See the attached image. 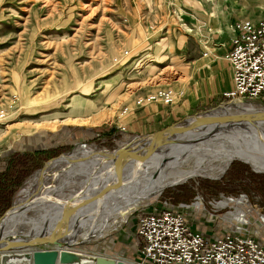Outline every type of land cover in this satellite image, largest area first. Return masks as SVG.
I'll list each match as a JSON object with an SVG mask.
<instances>
[{"label": "rangeland", "instance_id": "1", "mask_svg": "<svg viewBox=\"0 0 264 264\" xmlns=\"http://www.w3.org/2000/svg\"><path fill=\"white\" fill-rule=\"evenodd\" d=\"M259 18H264V0H0V168L10 157L43 151L11 201L20 197L44 162L73 153L80 144L109 151L164 128L166 109L179 106L176 98L191 91L197 71L229 41L226 27ZM170 88L175 95L170 104L147 98ZM230 102L257 105L223 98L209 105L198 103L186 114ZM178 117L175 121L184 116ZM192 163L186 161L182 167L192 169ZM43 176L56 182L49 173ZM241 195L244 205L213 204ZM196 196L202 198L205 211L183 208L192 230L196 224L209 225L214 236L229 232L238 225L233 218L241 210L243 231L263 238L259 217L264 215V172L234 159L218 178L190 176L138 196L140 203L122 215L99 217L94 225L101 219L108 221L106 227L70 249L135 264L139 256L134 226L139 215L162 206L192 204ZM28 216V221L34 219L31 212ZM87 229L81 228L79 236L92 234Z\"/></svg>", "mask_w": 264, "mask_h": 264}, {"label": "bare ground", "instance_id": "2", "mask_svg": "<svg viewBox=\"0 0 264 264\" xmlns=\"http://www.w3.org/2000/svg\"><path fill=\"white\" fill-rule=\"evenodd\" d=\"M166 91L170 92V96L173 100L175 97L173 90L170 88ZM156 92L160 94L163 93V90L158 89ZM156 92L147 95V98L152 97ZM138 102L139 101H137V103ZM256 108V106L250 103L228 104L224 106L223 110L227 112H243L256 110ZM2 117L3 111L0 109V119ZM196 136H200V133H197ZM180 138L183 137L181 136ZM85 146L77 148L73 153L61 155L46 162L45 166L55 161L28 180L27 185L22 188L21 192L23 202H21L19 208L15 210L14 201H12L9 212L1 220V226L6 230H13L15 232L19 231L20 228L18 227L21 224H25L28 227L30 225L34 226L41 221L40 219L44 215L55 213L57 210L56 207L61 206L62 202L66 199L65 196L68 195L63 193V190L80 188L87 180H90L93 182L91 193H94L105 186L106 182H114L116 178L112 174L114 171L112 160L109 158L110 150H92ZM234 159L247 163L254 171L264 172V140L261 141L260 138L253 134L251 138L243 139L242 142H234V145L231 146L225 143L216 145L198 144L193 146H167L154 157H151L148 162L144 164L143 168L140 169L138 166H135V164H131L132 171L136 174L132 176V183L130 182L127 187H121L108 194L106 199L103 202L101 201L100 204L88 207V212L90 211L92 214L96 213L101 219H104L103 217L114 210L115 206L118 205L114 210L115 212L109 215V218L119 214L122 215L133 206L140 203L141 198L138 196L151 193L156 188H158L156 189V191H158L166 185L183 181L194 175L218 178ZM186 161H193L192 165L194 167L192 169L189 167L183 168L182 164H186ZM204 164L208 166L205 168L203 167ZM92 171H95V173L91 174ZM43 172L49 173L51 179H55L56 182H47L45 180L46 177L43 176ZM154 172L156 176H154ZM137 173L139 175H137ZM213 174L216 175L214 176ZM178 175H182V177L172 182ZM102 177L104 178L101 179ZM91 193H86L85 196ZM245 199V196H241L239 199L229 198L217 202L216 205L219 203L220 205L218 206H224L229 203L239 205L240 203L237 201L246 202ZM123 202H126V204L120 206V203ZM48 204H50L49 208H47ZM28 212H31L34 216L32 221H28L30 218ZM78 216L79 214H75V216L72 215L70 218L68 217L67 220H63L62 224H66L67 227H70L76 220V231L84 227L88 228L87 231L90 230V232L93 233L97 232L99 228L106 227L108 222L102 223L100 219V222L96 223L95 225L97 226L95 227L93 223L95 219L88 225L85 223L91 218L90 216L83 215L80 218ZM242 216L243 214H241V210H239L236 211L233 219L242 222L244 221ZM51 224L52 222L47 223L49 226H51ZM90 234L91 233L87 234V232H85L80 235L81 240L86 239ZM47 247L49 246L44 248ZM73 252L82 256L79 260V264H89L86 253L82 251ZM17 264L28 263L26 260H21Z\"/></svg>", "mask_w": 264, "mask_h": 264}, {"label": "water", "instance_id": "3", "mask_svg": "<svg viewBox=\"0 0 264 264\" xmlns=\"http://www.w3.org/2000/svg\"><path fill=\"white\" fill-rule=\"evenodd\" d=\"M231 103L234 102L229 104ZM256 104L254 105L257 107L256 110L243 112L224 111V105L199 110L160 130L135 136L124 142L117 148L110 150L109 153L114 171L112 174L116 178L114 182H106L105 186L94 193H91L93 182L90 180H87L80 188L69 191L63 190L68 195L65 196L66 199L61 206L56 207V212L51 215L49 213L44 215L39 223L35 222L34 226L30 225L26 230L15 232L6 230L1 226V220L11 208V201L9 206L0 214V264H17L21 260H26L28 264H79L82 256L73 252L70 247L84 240H81L79 236L80 230L76 231V220L70 227L62 224L63 220H67L68 217L75 216V214H79V218L85 215L99 220L100 216L88 212V207L100 204L108 194L121 187H127L133 181L132 176L136 175L132 171L131 164H135L141 169L151 157H154L167 146L216 145L219 143L231 146L234 145V142H242L243 139L251 138L253 134L261 141L264 140V105ZM197 133H200V136H196ZM80 145L83 146V144ZM46 162L40 168V172L43 171ZM137 175L139 174L137 173ZM154 176H156L155 172ZM89 192L91 194L85 196ZM124 204L126 202L120 203V206H124ZM114 210L107 213L103 217L104 220H107L109 215L115 212ZM50 222H52L51 226L47 225ZM46 246L49 247L44 248ZM87 259L89 264H130L125 260L99 254L87 256Z\"/></svg>", "mask_w": 264, "mask_h": 264}, {"label": "built area", "instance_id": "4", "mask_svg": "<svg viewBox=\"0 0 264 264\" xmlns=\"http://www.w3.org/2000/svg\"><path fill=\"white\" fill-rule=\"evenodd\" d=\"M233 30L225 54L232 87L222 97L264 105V18L236 21ZM156 97L162 104L172 103L169 91L149 99L156 101ZM216 203L213 202L215 206ZM183 208L205 211L202 198L196 196L192 204L162 206L139 215L134 226L139 256L135 264H264V236L258 239L243 231V216L244 221H236L238 225L231 231L208 238L190 228L187 210ZM259 219L264 222V215Z\"/></svg>", "mask_w": 264, "mask_h": 264}, {"label": "crops", "instance_id": "5", "mask_svg": "<svg viewBox=\"0 0 264 264\" xmlns=\"http://www.w3.org/2000/svg\"><path fill=\"white\" fill-rule=\"evenodd\" d=\"M214 18H216L215 21L217 22V24H219L220 18H218V16L216 15H214ZM223 24L225 26L227 23ZM217 26L218 25H216V27ZM229 27L227 26L225 30L226 34L229 37V41L227 43H223L221 46H218L215 51L211 54V57L208 58V61L202 65L204 67L197 71L193 83L190 85L192 86V88H190L189 86V91L190 89L191 91L188 93L186 92L185 95H183L182 97L179 96V98H176L175 102L179 101L180 103L177 108L172 107L171 110L166 109L167 114L165 115V117L162 116L164 117L163 120H167V123L163 125L164 127L179 118L178 115L185 116L187 108L194 107L198 103L203 105H209L211 103L223 100L222 93L231 89V68L229 62L225 58V54L230 48L231 37L234 33L233 28H231L232 25H229ZM159 114L161 115L160 112ZM157 115V113L154 114V119H156ZM169 119L170 121H168ZM193 226L194 227L192 228L196 230L202 228H200V226L196 224ZM201 231L200 232L208 238H213L216 236L210 233L211 227L209 225L207 227H203Z\"/></svg>", "mask_w": 264, "mask_h": 264}, {"label": "trees", "instance_id": "6", "mask_svg": "<svg viewBox=\"0 0 264 264\" xmlns=\"http://www.w3.org/2000/svg\"><path fill=\"white\" fill-rule=\"evenodd\" d=\"M42 152L24 153L19 157H10L3 162L0 168V213L10 204L13 194L21 185L24 177L35 168L40 158L37 155ZM22 200L23 197L20 195L14 201L15 209L21 205Z\"/></svg>", "mask_w": 264, "mask_h": 264}]
</instances>
